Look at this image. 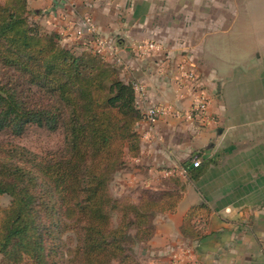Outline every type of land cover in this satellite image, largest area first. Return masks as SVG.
I'll use <instances>...</instances> for the list:
<instances>
[{"label":"crops","instance_id":"0c3cea01","mask_svg":"<svg viewBox=\"0 0 264 264\" xmlns=\"http://www.w3.org/2000/svg\"><path fill=\"white\" fill-rule=\"evenodd\" d=\"M28 2L47 9L46 26L59 35L91 15L98 34L117 46L121 63L108 62L124 81L145 85L146 106L191 104L188 92L175 90L181 59L195 66L211 97L214 121L198 132L173 117L137 124L140 154L129 159L131 169L175 177L180 195L174 211L153 215L150 237L135 246L139 263L264 264V0ZM146 39L162 49L137 58L130 45ZM201 204L203 223L188 221Z\"/></svg>","mask_w":264,"mask_h":264},{"label":"trees","instance_id":"16d2710c","mask_svg":"<svg viewBox=\"0 0 264 264\" xmlns=\"http://www.w3.org/2000/svg\"><path fill=\"white\" fill-rule=\"evenodd\" d=\"M33 13L28 0L0 3V132L37 126L65 137L44 154L0 145V196L11 198L0 205V264H140L135 246L180 195L111 193L114 174L140 154L134 87L102 56L42 31ZM205 208L187 220L203 223Z\"/></svg>","mask_w":264,"mask_h":264},{"label":"built area","instance_id":"2783aa9c","mask_svg":"<svg viewBox=\"0 0 264 264\" xmlns=\"http://www.w3.org/2000/svg\"><path fill=\"white\" fill-rule=\"evenodd\" d=\"M59 37L61 42L65 41L63 45L68 48L73 50L81 48L82 50L92 51L107 61L113 59L115 63H121L117 46L98 34L97 26L89 14L81 17L76 23L69 24V27L64 29ZM63 38L70 40L71 46H67L66 43L68 41ZM130 49L137 58H144L161 50L162 45L156 40L146 39L132 42ZM159 72H165L163 65L159 67ZM130 83L134 87L136 102L143 118L150 122H155L162 117H173L182 120L192 131L198 132L214 121V117L209 111L211 97L201 82L197 69L186 59H181L177 64L174 84L175 90L180 97H183L184 92H188L191 96L192 101L187 108L174 103L146 106L147 91L145 85L139 81ZM192 165L193 167H199L201 159L199 157L194 158ZM173 258L176 261L178 257L175 254Z\"/></svg>","mask_w":264,"mask_h":264},{"label":"rangeland","instance_id":"374dc122","mask_svg":"<svg viewBox=\"0 0 264 264\" xmlns=\"http://www.w3.org/2000/svg\"><path fill=\"white\" fill-rule=\"evenodd\" d=\"M5 1L0 0V3L3 4ZM46 10V8H41L37 13L31 14L30 18L39 24L42 31L51 32V28L46 26V18L44 16L47 13ZM64 137L65 134L62 129L51 131L37 126H30L20 135L0 132V145H18L32 152L44 154L49 150L62 147ZM129 159L127 157L125 165L114 174L110 182V190L114 197L128 200L131 198L132 201H138L144 190L157 195L163 192L175 191V184L170 182L171 179L175 181V177L152 175L151 172L144 170L137 173L133 172L131 168H134V166L130 164L131 161ZM143 182H148L150 186H143ZM10 199V196L6 194L0 196V205H8ZM114 219L116 220L115 216ZM134 254L136 255V251H134Z\"/></svg>","mask_w":264,"mask_h":264}]
</instances>
